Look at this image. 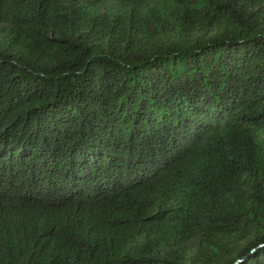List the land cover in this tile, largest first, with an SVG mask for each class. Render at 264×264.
I'll use <instances>...</instances> for the list:
<instances>
[{"label": "trees", "instance_id": "1", "mask_svg": "<svg viewBox=\"0 0 264 264\" xmlns=\"http://www.w3.org/2000/svg\"><path fill=\"white\" fill-rule=\"evenodd\" d=\"M0 264H264V0H0Z\"/></svg>", "mask_w": 264, "mask_h": 264}]
</instances>
